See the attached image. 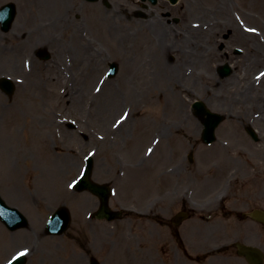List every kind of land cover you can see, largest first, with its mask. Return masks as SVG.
I'll return each mask as SVG.
<instances>
[{"label":"rangeland","instance_id":"obj_1","mask_svg":"<svg viewBox=\"0 0 264 264\" xmlns=\"http://www.w3.org/2000/svg\"><path fill=\"white\" fill-rule=\"evenodd\" d=\"M6 1L16 4L17 13L11 29L0 34L3 36L1 49L6 55L18 52L19 70L11 71L2 67L0 75H12L20 81L14 79L15 90L9 97L0 90V194L8 204L18 207L27 216L29 224L9 233L0 222V264H4L21 248L29 251L25 264H86L87 255L95 256L101 264H198L203 254L217 264H247L242 258H237L234 247L223 250L212 247L243 238V233L237 234L241 231L237 224L242 219L238 216V222L230 224L223 216H230L233 209L244 210L254 204L264 208V121H255L261 136L260 143L253 142L243 129L249 114L264 108L263 90H252L253 95L260 94L263 102L257 106L247 104L249 109L244 117L245 102L239 101L234 105L232 117L219 106L209 102L212 107L206 101L211 110L226 115L216 130L218 141L210 146L200 142L201 123L191 115L192 101L203 100L202 97L206 96L202 95L201 89L184 92L182 94L189 93V97L184 95L188 103L182 115L184 119L191 116V127H179L180 124L173 123L172 131L164 137L158 128L161 123L159 120L165 116L166 124L176 121V112L171 103L172 96L177 99V92L161 74L157 75L156 70L161 69L163 62L165 66L170 65L178 58L172 51L160 62L155 61L154 57H148V45L139 44L140 38L133 35L140 27L139 23L155 15L162 17L169 26L168 32H171L172 37L176 34L181 36L186 27L196 28L194 26L198 24V50L202 48L205 55H216L207 60L206 67L216 81L223 82L233 75H239V72L241 74L242 63L250 56L247 42L231 38V27L244 34H248L245 26L255 27L264 38V0H177L175 4L168 0H157L154 5L148 0H99L95 3L81 0L82 7H76L70 14L76 39L70 36L73 27L64 30L52 20L54 18L50 14L43 15L44 12L38 16L33 3L29 5L24 4L23 0H0V5ZM114 3L115 6L119 5V9L112 6ZM94 7L100 9L104 20L114 15L115 18L135 21L125 28L126 39L117 40L113 32H107L106 22L101 25L91 23L90 9ZM120 7L128 10V17L123 15ZM27 8L34 12L35 17L29 18V24L23 27L19 17ZM51 20L53 24L46 26L45 22L51 23ZM16 22L23 29L16 28ZM223 23L230 27L220 33ZM32 25L35 28H50L52 41L60 44L59 57H68L74 65L69 77L54 68L55 65L50 66L56 56L52 50L50 61H42L36 56L35 50L44 40H39L35 47L30 46L31 41L28 42L27 38L30 33H34ZM82 32L86 40L80 37ZM63 35V39L55 41ZM80 39L85 54L72 57L70 49L78 48ZM55 43L52 46L57 51L58 45ZM210 47L212 49L209 51ZM236 47L241 52H236ZM183 49L188 50L186 46ZM64 50H68L71 55ZM24 54H28L27 60L29 54L33 59V72L25 79L22 72ZM110 61L117 62L119 70L114 78L105 80L106 84L98 91L100 99H97V103L108 98L112 90L117 91L116 106L104 117L109 129L123 111L128 112L130 118L117 132H112L116 129L107 131L102 126L103 120L96 114V108L88 109L89 95L94 90L100 72ZM225 62L232 65L233 75L222 79L217 74V67ZM94 63L97 71L89 78L88 72ZM261 69H264V62L248 65V74L239 81V86L230 85V94L236 92V85L237 92H244L245 86L253 81ZM199 74L198 68V77L203 76L201 83L206 85L207 99L219 96L217 86L209 82L205 75ZM35 76L38 77V92L32 79ZM261 78L264 79V74ZM83 80H89L86 87L79 85V81ZM186 82L185 90L195 89L188 82L186 85ZM83 90V100L77 107L76 95ZM36 93H40V97ZM70 104L73 106L68 107ZM48 110L55 112L52 115ZM44 114L48 117L42 120L41 125L44 122L45 127V122H49L57 127L51 129V126L50 131H41L36 120ZM240 116L243 118L241 121ZM61 119L66 122H60ZM69 121H73L74 127L69 125ZM128 133H133V139L128 137ZM98 134L103 135V138H98ZM153 138L156 143L152 157L143 167H137L145 147L150 145ZM194 146H198L194 152L198 169L192 167L187 159ZM90 150L94 151L91 178L99 183H110L114 189L110 207L133 209L125 213L122 219L110 222L87 219V212L97 209L98 199L87 191H73L68 186L80 173ZM73 157L75 165L69 167L67 160ZM179 159H182V175L173 177L165 174V167ZM121 163L128 171L124 180H118L116 176ZM10 169L16 173H8ZM135 175L139 176L138 180H134ZM232 176L239 179L238 185L233 182L230 187L231 191L236 190L235 196L239 203L234 207V196H230L227 203L215 205L214 199L223 190L229 194V187L225 186L224 180ZM198 180L202 183L198 184ZM179 184L186 187L193 185L197 190L198 185L202 186L199 190L201 194L193 195V198L196 197L194 205L189 203L195 211L192 218L185 220L177 230H172L168 219L182 205L171 200ZM241 188L245 189L243 194L237 191ZM246 193L251 198L248 201L245 199ZM211 199L207 211L204 209L200 212L197 209L196 204L203 205ZM61 204L70 209L72 221L63 235L51 237L43 232V225L49 214ZM241 227L248 229L247 240L257 243L264 250V228L259 230L257 225L253 228L251 223Z\"/></svg>","mask_w":264,"mask_h":264},{"label":"bare ground","instance_id":"obj_2","mask_svg":"<svg viewBox=\"0 0 264 264\" xmlns=\"http://www.w3.org/2000/svg\"><path fill=\"white\" fill-rule=\"evenodd\" d=\"M25 3L24 4H29L31 5L32 3L34 4L35 8L38 10V16L40 14H50L54 19H52L55 23L58 22L62 26L64 30L67 29H74L71 30L70 36L75 38V27L73 26V20L71 19L70 14L74 12L75 8L77 7L78 9L82 7V4H80L81 0H23ZM116 8L119 9V5L115 6L112 5ZM40 10V12H39ZM91 18L90 22L93 23L94 25H101L106 22V29L107 32H113V35L116 37L117 40L121 39H126L125 33L127 32L125 28L127 27L128 24H132L135 21L131 19H126V18H115L113 17L107 18L104 20V18L101 16L100 9L97 7L91 8ZM93 10V11H92ZM120 11L123 13L125 17H128V10L123 9L120 7ZM189 15V14H188ZM205 15H203L204 17ZM35 17L34 12L30 9L27 8L25 11H22L20 13L19 17V22L20 24L23 25V27H26V24H29L28 22L30 21L29 18ZM71 19V20H70ZM225 19V18H224ZM125 24V25H124ZM140 27H138V30H136V33L133 35V37H139L140 38V43L143 44L144 46L148 45V57L151 56L152 58H155V61L160 62L162 58L174 51L175 54L177 55V60L173 62V64L166 65L164 62L161 65V69H157L156 73L157 75H162V77L167 81V83H171L173 87L176 88L177 92V99L172 96V106L173 109L175 110V120L178 124L184 125L187 128L191 127V119L183 118V110L184 106L188 103L187 97H189V93L194 92L198 89H201L202 95H205L206 98L203 96V100L205 102L207 101L208 103H212L216 106H219L221 110H224L228 116L233 115V108L236 103L239 101L245 102L246 107L243 108L244 115L245 116L246 112L248 111V105L250 104L253 106L259 105L258 103L263 102V99L259 96L258 98L253 99L249 97L248 95L252 90H255L256 87L253 86V84H249L244 92H237L239 91L237 89V85L241 79H244L246 75L248 74L247 67L248 65L253 64H258L261 62H264V43L260 42L258 40V36L255 34H244L240 33L237 31L235 27H231L232 34L231 38H234L235 40H240V41H245L247 44H249V49H250V56L246 59L244 63H242L241 66V74L239 72V75L235 76L234 75L231 78H228L224 80L223 82L216 81V78L211 76V74L208 71V68L206 67L208 64L209 59L215 57L216 55H205V50L200 48L198 50V27L193 28V27H186L185 32L181 35L178 36L177 34L172 37L171 32L169 33V26L163 22L162 17H159L157 15L151 17L150 19L143 21L139 23ZM230 26L227 23H223V26L220 29V33L228 29ZM16 28L23 29L19 25L16 24ZM118 28H121V30H118ZM98 31L99 29H95ZM63 31V30H62ZM212 32V30H211ZM76 39V38H75ZM1 40V39H0ZM41 40L46 41L44 44H51L52 39H51V33H50V28H45L42 29L39 27L37 28V33L34 32L33 34H29V37L27 38V41H31V47L36 46L37 42ZM137 39L135 38V41ZM79 43V42H78ZM184 46L188 48V50H184ZM212 48H209V51ZM207 51V50H206ZM73 55L79 56L84 55L85 52L82 49L81 43H79L78 48L72 49ZM250 59V60H249ZM18 60H19V55L12 53L11 55L8 54L7 56H3V53L0 50V68L2 67H7L11 71H16L18 69ZM249 60V62H248ZM248 62L246 65L245 63ZM183 66H188L191 68V71L189 69V74H187V77L185 79H182L183 77L181 76V68ZM160 67V66H159ZM198 68L200 70L199 75H205L206 79H208L209 82H212L214 85L217 86L218 93L220 94L219 96L215 95L214 99L209 100L207 99V89L206 85L201 83V78L203 77H198ZM89 70V68H88ZM205 72L203 73V71ZM35 75V74H34ZM37 78L38 77H33L32 79L35 80L33 81V84L36 86L37 85ZM203 79V78H202ZM185 81H194L193 87L195 88L194 90L189 89L185 90L184 82ZM237 84L236 85V92L231 93L229 91L230 85ZM239 86V85H238ZM36 86V90H37ZM260 89L263 90L264 94V81L261 83ZM39 89L37 90V92ZM81 91V88H80ZM189 92L185 93L184 95L182 93L184 92ZM83 92V93H82ZM78 96L76 95V100L75 103H80L84 97L83 94L85 91L83 90ZM183 96H182V95ZM37 97H40V93H36ZM236 95H239V97H235ZM117 91L112 90L110 93H108V98L103 99L101 103L99 102L96 106V114L101 117L103 121H101V124L104 122V117L106 116L107 112H110L113 110V108L116 106V97H117ZM254 102V103H253ZM209 103V104H210ZM210 104V105H212ZM213 106V105H212ZM103 110V111H102ZM102 111V113H101ZM101 113V115H100ZM48 115L44 114L41 116V118L37 119V125L39 129L42 131L48 130L52 125L49 124V122H45V127L43 126L44 122L41 125V122L43 119H46ZM100 121V119L98 120ZM259 121H264V114L259 117ZM49 125V126H47ZM174 127L173 122L170 124H163L159 123V130L162 132V135L164 137H167L169 135V132L172 131ZM121 128V126L119 127ZM118 128V129H119ZM130 133H128L129 135ZM192 136V135H191ZM76 157V156H75ZM75 158H71L69 161V167H73L75 165ZM134 172H138L137 170H134ZM138 173H136L137 175ZM134 177V180H138L139 176Z\"/></svg>","mask_w":264,"mask_h":264},{"label":"water","instance_id":"obj_3","mask_svg":"<svg viewBox=\"0 0 264 264\" xmlns=\"http://www.w3.org/2000/svg\"><path fill=\"white\" fill-rule=\"evenodd\" d=\"M7 9L10 10V7H7ZM7 12H8V10L6 11L5 14H4V12H1V13H0V17H1L2 20H4V19L6 18ZM9 14H10V13H9ZM4 88H6V90H7L9 93L11 92V88H10L9 86L4 85ZM198 107L200 108V111H198L199 114H200V113H205V114H206V109L204 108V105H202V104L199 103V104H198ZM87 180H88V179H87ZM86 187L91 188V190H93V191H97V192H99L100 195L102 196V198H106L107 195H108V191L104 189L105 187H104L103 189H97L93 183H92V184H89L88 181H86V184L83 182V183H82L77 189H78V190H81V189H84V188H86ZM12 220H13V219H12ZM19 225H21V224H19ZM15 226H18V225H14V226H12V228H14ZM245 251H246V250H245ZM245 251H243V252L245 253ZM256 253H258V252H256ZM259 263H260V260H259V258H258V261L256 262V264H259Z\"/></svg>","mask_w":264,"mask_h":264},{"label":"snow or ice","instance_id":"obj_4","mask_svg":"<svg viewBox=\"0 0 264 264\" xmlns=\"http://www.w3.org/2000/svg\"><path fill=\"white\" fill-rule=\"evenodd\" d=\"M118 123H119V121H118ZM69 187L71 188L72 187V185H69ZM25 253H19V255H21V256H23Z\"/></svg>","mask_w":264,"mask_h":264}]
</instances>
